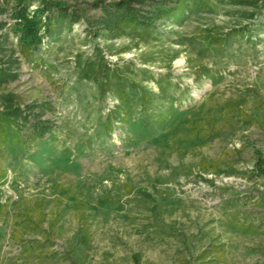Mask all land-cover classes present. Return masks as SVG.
Wrapping results in <instances>:
<instances>
[{
    "label": "rangeland",
    "instance_id": "obj_1",
    "mask_svg": "<svg viewBox=\"0 0 264 264\" xmlns=\"http://www.w3.org/2000/svg\"><path fill=\"white\" fill-rule=\"evenodd\" d=\"M20 1L0 0L14 61L1 92L52 130L1 151L0 264H264V2L182 0L147 29L63 22L31 44L16 12L43 0ZM142 92L199 117L128 127L126 112L149 121Z\"/></svg>",
    "mask_w": 264,
    "mask_h": 264
},
{
    "label": "trees",
    "instance_id": "obj_2",
    "mask_svg": "<svg viewBox=\"0 0 264 264\" xmlns=\"http://www.w3.org/2000/svg\"><path fill=\"white\" fill-rule=\"evenodd\" d=\"M19 3L21 2L20 0ZM239 5H256L259 0H234ZM264 2V0H261ZM182 0H115L114 2L105 3L104 0H97L95 5L100 9L98 16L94 19L85 18L83 12H77L69 7L61 4H56L51 0H43L42 7L35 11L31 16L26 13V6L19 8L16 12L17 18L23 24V34L28 36L30 43H36L40 38H37L36 31L44 27L47 34L54 31L55 27L60 28L63 22H68L69 26L75 23L83 22L85 32L91 37L99 36L98 29L114 36L127 28L147 29L153 27L159 22L173 20L180 15V5ZM21 4V3H20ZM264 8V6H262ZM5 10L0 6V15L4 14ZM44 17V21H42ZM38 26V27H36ZM5 27V23H0V31ZM104 36V34H101ZM217 41V40H216ZM8 39L6 35L0 34V158L4 155L3 149H22L30 150L36 145L46 133H50L52 126L47 125V120H41L33 112L35 105H25L21 107L15 100L12 94H4L1 92L6 86L8 80L14 76L13 67V52L11 48H7ZM7 59V67L4 66L2 59ZM117 85L125 86L120 80H117ZM106 86L104 80L100 84V89ZM119 93L123 88L118 86ZM144 92L139 97L143 112L140 116L147 114L148 122H136L132 114L127 112L121 118L122 121L128 124V127L134 128V125H141L142 128L157 126L160 129H166L169 126L179 123V121L187 122L188 119L198 118V109L179 111L178 107H170L166 109L157 108L150 109L146 106L148 96ZM120 99L126 101L125 94L121 92ZM50 104L40 103L39 108H49ZM149 112V113H148ZM110 119L111 114H108ZM143 118V119H142ZM187 118V119H185ZM136 119L139 117L136 116ZM138 121V120H137ZM192 122H194L192 120ZM109 125V120L107 121ZM182 124V123H181ZM107 129L109 127L106 125ZM106 129V130H107ZM107 131H110L107 130ZM10 147V148H8ZM14 147V148H13ZM13 148V149H12ZM259 154V152H257ZM259 158V157H258ZM5 172L0 168V182L4 177Z\"/></svg>",
    "mask_w": 264,
    "mask_h": 264
}]
</instances>
